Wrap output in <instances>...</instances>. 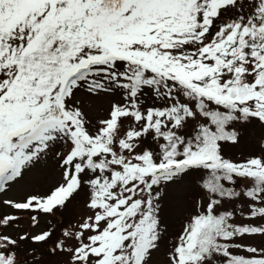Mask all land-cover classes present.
<instances>
[{"label": "snow or ice", "instance_id": "obj_1", "mask_svg": "<svg viewBox=\"0 0 264 264\" xmlns=\"http://www.w3.org/2000/svg\"><path fill=\"white\" fill-rule=\"evenodd\" d=\"M0 208V264H264V0H0Z\"/></svg>", "mask_w": 264, "mask_h": 264}, {"label": "rangeland", "instance_id": "obj_2", "mask_svg": "<svg viewBox=\"0 0 264 264\" xmlns=\"http://www.w3.org/2000/svg\"><path fill=\"white\" fill-rule=\"evenodd\" d=\"M53 178L52 174L48 175V181H50ZM46 181H43L41 179H33L31 181V187L32 188H41V187H45L46 186ZM9 195L13 196V197H18L20 195V193L18 191H13L11 193H9ZM0 211H4V209L0 208ZM59 219V218H57Z\"/></svg>", "mask_w": 264, "mask_h": 264}]
</instances>
